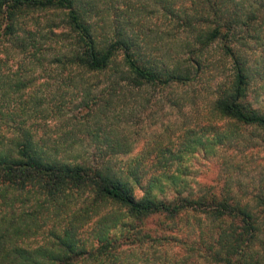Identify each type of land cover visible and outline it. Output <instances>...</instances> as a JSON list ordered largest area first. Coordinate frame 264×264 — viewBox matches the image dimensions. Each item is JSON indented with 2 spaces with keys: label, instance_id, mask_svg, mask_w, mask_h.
<instances>
[{
  "label": "trees",
  "instance_id": "1",
  "mask_svg": "<svg viewBox=\"0 0 264 264\" xmlns=\"http://www.w3.org/2000/svg\"><path fill=\"white\" fill-rule=\"evenodd\" d=\"M155 3L129 5L117 19L99 24L92 17L101 11L97 4L109 8L114 0H0V68L7 64L4 55L17 54L29 55L30 64L62 67L81 101H94L87 77L99 74L108 83L106 105L132 90L191 88L213 47L231 68L211 102L223 127L214 122L191 131L175 151L158 145L156 166L130 156L123 136L105 149L99 165L88 163L83 152L46 148L26 127L45 111L33 94L31 104L21 101L32 82L13 81L0 69V264H149L157 258L163 264L160 254L172 244L196 264H264L255 211L193 184L189 165L197 156L215 157L218 146L232 145L241 129L257 131L264 141V0ZM39 14L48 29L43 44L29 25H39L38 18H28ZM150 14L168 22L169 34L148 28ZM50 18H59L63 34H56ZM61 36L68 41L63 47ZM51 49L48 61L42 52ZM256 199L264 214V197ZM190 218L212 226V237L181 236V224ZM91 220L92 241H81L79 232ZM150 221L156 224L150 227Z\"/></svg>",
  "mask_w": 264,
  "mask_h": 264
},
{
  "label": "rangeland",
  "instance_id": "2",
  "mask_svg": "<svg viewBox=\"0 0 264 264\" xmlns=\"http://www.w3.org/2000/svg\"><path fill=\"white\" fill-rule=\"evenodd\" d=\"M156 1L114 0V4H107L109 8L105 4H97V8L101 11L95 12L92 17L94 22L106 23L117 19V15L133 4L150 7L156 4ZM174 1L173 4L200 2V0ZM160 2L161 0H158L157 4ZM43 16V14L28 16V18H38L40 22L37 26L32 25V22L29 25L41 44L44 41L41 36L48 35V29L45 26L46 18ZM50 19L55 20L56 34H63L65 29L59 18ZM146 24L152 31L161 35L169 34L172 29L167 25L168 22H163L161 18L151 14L148 15ZM104 28L109 30L108 26ZM59 40V46L68 43L64 36H61ZM47 43L54 48V42ZM53 52L51 49L42 53H47L48 61H51ZM3 57L7 63L0 68L3 76L13 81L20 79L32 82L26 93L31 96H24L21 101L23 103L29 101L27 104H31L33 100L30 98L33 94L44 103V113H37L35 114L37 118L32 117L28 120L27 129L36 139H44L46 148L57 149L60 153L83 152L82 156L87 157L86 161L90 164L99 165L103 161L105 149L116 143V140H121V136L129 140V145L127 143L125 146L130 149V156L139 157L144 164L150 166L157 164L155 155L158 145L175 151L180 147L183 139L192 137L191 131L199 132L208 129L214 122L218 128L223 127L222 122L216 120L211 113V102L214 88L223 78L230 75L231 68L229 60L222 56L218 47H213L206 53L205 71L193 87L175 89L148 87L132 90L122 101L115 100L108 102L107 105L105 101L109 100V96L106 95L108 83L100 74L87 77L88 85H91L89 89L96 102L94 103L93 100L89 102L88 99L81 101L79 96L81 93L67 86L68 70L48 62L42 66L30 64V57L27 54H17L13 58L6 55ZM77 76L80 77V73ZM101 94L104 96L102 97ZM100 97L105 99L99 101ZM174 102L182 106H175ZM205 134L211 136L213 132L206 130ZM236 136L237 139L232 145H219L215 157L205 158L202 155H196L197 158L195 157L192 164H189L192 166L191 182L199 183L220 196L234 197L253 209L260 219V234L261 238H264V214H260V210L255 207L256 198L264 197L263 135L249 128L237 131ZM62 217L64 218L65 215ZM93 221H89L79 232L81 241H92ZM149 224L151 227L156 222L150 221ZM181 226L183 228L180 232L181 236H187L190 233L197 236L201 233L211 238L214 232L212 226L197 219L190 218L189 222ZM257 247L256 245V252H259L260 247L258 250ZM259 256L264 260V254L259 252ZM160 258L163 264H196L198 262L196 258L191 257V253L178 244L166 247L160 254ZM149 264H160L159 259Z\"/></svg>",
  "mask_w": 264,
  "mask_h": 264
}]
</instances>
